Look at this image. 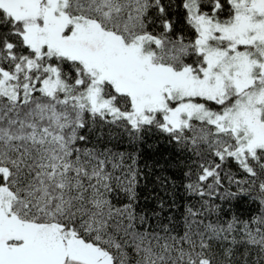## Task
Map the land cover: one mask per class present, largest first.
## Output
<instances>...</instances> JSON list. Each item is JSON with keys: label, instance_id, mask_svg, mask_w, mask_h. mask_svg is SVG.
I'll list each match as a JSON object with an SVG mask.
<instances>
[{"label": "snow or ice", "instance_id": "snow-or-ice-1", "mask_svg": "<svg viewBox=\"0 0 264 264\" xmlns=\"http://www.w3.org/2000/svg\"><path fill=\"white\" fill-rule=\"evenodd\" d=\"M0 264H264V0H0Z\"/></svg>", "mask_w": 264, "mask_h": 264}, {"label": "trees", "instance_id": "trees-1", "mask_svg": "<svg viewBox=\"0 0 264 264\" xmlns=\"http://www.w3.org/2000/svg\"><path fill=\"white\" fill-rule=\"evenodd\" d=\"M98 136L99 141H97ZM89 139L93 143H99L101 147L107 146L114 153H123L125 157L124 163L126 165L131 163L133 156L137 157V167L143 173L139 178L140 183L136 189L138 193V212L140 209H145L148 212H159L157 197L167 201L165 208H168V204L171 201L165 192L171 191V186L169 185L167 189H162L156 178L163 176H168L172 179L177 178V170L175 168L176 154L162 142V138L158 148H150L148 145L157 143L155 137L149 138L146 144H137L126 132L105 125L99 131H94L89 134ZM118 174L119 172H117ZM177 199L180 201V208L179 212H176L175 215L179 218V214L184 211V203H194V201L190 197L185 198L182 188L178 189ZM113 203L119 207L127 203V200L121 197L120 199H114ZM236 211L237 214L246 216L248 214V205L242 202L236 205ZM170 214H172L170 211L162 213L164 216ZM163 222L167 223V220ZM152 223L155 224V220Z\"/></svg>", "mask_w": 264, "mask_h": 264}]
</instances>
